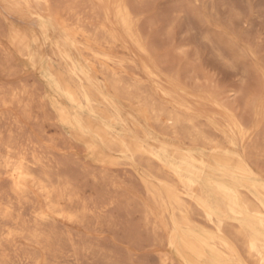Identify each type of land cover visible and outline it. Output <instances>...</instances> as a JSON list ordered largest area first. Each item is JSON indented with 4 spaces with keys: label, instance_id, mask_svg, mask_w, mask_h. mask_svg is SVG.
I'll return each instance as SVG.
<instances>
[{
    "label": "bare ground",
    "instance_id": "obj_1",
    "mask_svg": "<svg viewBox=\"0 0 264 264\" xmlns=\"http://www.w3.org/2000/svg\"><path fill=\"white\" fill-rule=\"evenodd\" d=\"M88 1L84 15L0 0V19L22 21L0 41V264H264V126L208 89L204 101L185 94L181 68L154 63L125 0ZM131 48L144 61L118 56ZM109 209L135 218L111 226L117 239L96 228Z\"/></svg>",
    "mask_w": 264,
    "mask_h": 264
},
{
    "label": "rangeland",
    "instance_id": "obj_2",
    "mask_svg": "<svg viewBox=\"0 0 264 264\" xmlns=\"http://www.w3.org/2000/svg\"><path fill=\"white\" fill-rule=\"evenodd\" d=\"M59 1H64L62 4H65V6L62 5L61 7V3L59 4L58 2L59 8L70 7L77 14H89L90 4L88 0ZM73 2L76 4H73ZM109 2L108 5L111 6L112 0ZM125 4H127L128 8H132L130 11H133L132 14L134 13V23H137L138 32L140 31L142 39L151 50L149 51L154 57L155 62H153L157 66H162L163 71L167 72H169L171 66H179L181 68L180 78L184 86L187 87L184 91L185 94L197 95L196 97L204 101L206 98L202 94V90L208 89L212 93L215 92L219 99L227 100L235 112L239 110L236 113L248 128H251L254 123L264 126V0H125ZM17 9H22V6L17 7ZM17 9L14 10V13H17ZM17 19L18 17L13 15L0 19V24L2 25L0 28L1 42L6 40L5 37H1V35L5 34L6 26L22 25V21ZM25 27L29 37L38 35L39 29L35 25L29 23ZM54 41L55 38L53 36H47L44 47L39 48L43 49L44 56L53 53L54 44H56ZM131 49L133 50L125 56H121V54L118 56L129 59L131 55L132 57L134 55V57L144 61L134 48ZM78 59L80 57L76 51L71 50L68 64L71 66L72 62ZM49 60L54 68H58V59L50 56ZM40 63L37 62L38 65L36 64V66L38 67L33 71L36 70L35 74L41 82L45 81L44 83H46L48 81L50 85H53L55 83L54 80L47 74ZM6 122H9V120ZM32 125L28 124V127L35 131L36 126ZM5 126L7 127L6 123L3 124L0 121L2 134ZM262 134L264 135L263 127ZM263 144L264 141L260 144V153H264ZM170 145L178 147L183 144L176 140H171ZM261 156L260 165L264 170V156L263 154ZM90 183L88 181L85 185L86 194L94 192L89 190ZM6 188L7 183L2 182L0 190H6ZM111 214L116 216V218L109 219V216H112ZM105 216L101 218L102 221L96 225V228L101 229L111 239H117L116 236L110 233L111 226H113L112 228H118V226H127L130 223H135V218L126 216L117 212V210L111 209ZM121 218L122 221L119 220ZM111 219L116 223L110 224ZM117 223L119 224L118 226ZM105 242L107 243L106 247L114 248L109 239ZM98 262L95 263L100 264V261Z\"/></svg>",
    "mask_w": 264,
    "mask_h": 264
}]
</instances>
